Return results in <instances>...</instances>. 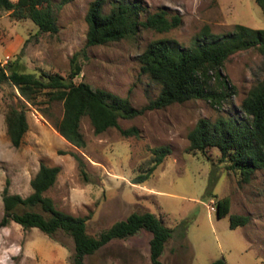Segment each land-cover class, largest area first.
<instances>
[{
	"label": "rangeland",
	"instance_id": "374dc122",
	"mask_svg": "<svg viewBox=\"0 0 264 264\" xmlns=\"http://www.w3.org/2000/svg\"><path fill=\"white\" fill-rule=\"evenodd\" d=\"M61 1L53 0L56 6ZM94 1L74 0L61 9L55 6L56 35L40 33L30 19H16L12 12L0 11V61L3 65L18 61L24 72L37 76L68 78L71 60L78 54L82 72L74 83L106 90L141 110L161 92L159 84L141 73L139 61L153 41L172 39L190 47L205 27L214 35L232 33L237 25L264 29V12L255 0H142L148 13L164 8L180 14L182 26L163 34L142 29L134 39L87 48L86 15ZM106 1L105 12L109 13L116 0ZM221 71L231 85L227 94L220 95L221 107L192 100L121 119L122 129L139 130V136L133 137L123 136L117 128L96 135L89 118L84 117L81 132L86 147L82 149L67 142L55 128L64 114L61 102H50L42 94L34 104L29 103L12 85H1L0 264H75L70 235L60 231L50 237L14 221L2 224L5 188L10 194L28 197L33 192L31 180L42 163L62 169L45 195L58 210L85 218L92 237L133 213L151 212L172 230L161 256L165 264H212L222 259L226 264H264V171H257L246 183L239 171L222 161L219 149H188L189 134L200 120L243 118L244 99L264 81V55L257 49L238 51ZM213 87L218 89L219 84L215 82ZM11 107L24 110L29 125L19 148L13 146L7 131L6 114ZM163 146L170 147L171 154L149 180L135 183L153 166V149ZM75 154L84 161V174ZM214 178L217 181L211 188ZM224 198L231 201L230 212L219 218L217 201ZM232 215L250 221L232 229ZM151 239L152 234L142 230L114 240L87 256L84 264H152Z\"/></svg>",
	"mask_w": 264,
	"mask_h": 264
},
{
	"label": "trees",
	"instance_id": "16d2710c",
	"mask_svg": "<svg viewBox=\"0 0 264 264\" xmlns=\"http://www.w3.org/2000/svg\"><path fill=\"white\" fill-rule=\"evenodd\" d=\"M74 0H62L57 6L53 0H0V11L12 12L16 19H30L40 33H59L55 8H63ZM264 12V0H255ZM106 0H95L88 10L86 47L106 45L136 38L142 29L160 34L168 33L182 26L180 14H171L162 8L148 13L142 0H116L109 13L105 12ZM56 6V7H55ZM143 15H146L143 20ZM257 49L264 55V29H251L237 25L232 33L214 35L205 27L201 35L190 47L176 40L153 41L139 57L141 73L148 75L161 86L157 99L139 110L128 99H123L106 90H93L89 84L74 83L82 72L78 54L71 60L68 78L61 75L37 76L22 70L16 62L3 65L0 61V86L10 84L29 103L46 94L50 102H61L64 114L55 128L70 144L85 148L86 140L81 132V121L88 117L96 135L117 128L125 137L139 136L136 127L122 129L119 121L130 120L143 115L148 110H162L173 104H183L192 100H206L215 108L221 107V94L231 89L230 82L221 69L231 55L241 50ZM217 82L219 88L213 85ZM243 118H220L215 122L207 119L199 121L189 134V151L205 152L217 148L222 161L230 163V169L239 171L243 182L248 183L253 175L264 171V81L258 83L242 103ZM7 131L14 147L19 148L29 129L26 112L11 107L6 114ZM168 146L153 149V166L135 179L142 184L149 180L153 172L171 154ZM84 174V161L74 155ZM58 166L40 165L31 180L32 194L23 198L4 190V218L2 224L14 221L24 229L37 228L54 237L62 231L70 235L75 244V264H84L87 256L95 254L114 240H124L144 230L152 234L150 257L152 264H165L161 260L166 243L172 237V230L151 212L133 213L127 219L115 223L98 237L87 233V220L58 210L54 201L45 194L52 189L61 173ZM213 174V173H212ZM213 188L217 178L211 179ZM209 187V188H210ZM209 196H212L209 192ZM231 201L224 198L217 201L219 218L229 214ZM246 216L232 215V229L249 223ZM188 224L186 225V227ZM212 264H226L222 259Z\"/></svg>",
	"mask_w": 264,
	"mask_h": 264
}]
</instances>
